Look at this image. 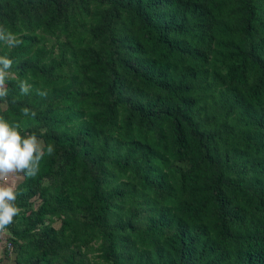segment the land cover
Masks as SVG:
<instances>
[{"label": "trees", "instance_id": "obj_1", "mask_svg": "<svg viewBox=\"0 0 264 264\" xmlns=\"http://www.w3.org/2000/svg\"><path fill=\"white\" fill-rule=\"evenodd\" d=\"M0 25V117L45 153L15 264H264V0H0Z\"/></svg>", "mask_w": 264, "mask_h": 264}, {"label": "clouds", "instance_id": "obj_2", "mask_svg": "<svg viewBox=\"0 0 264 264\" xmlns=\"http://www.w3.org/2000/svg\"><path fill=\"white\" fill-rule=\"evenodd\" d=\"M0 42L9 47L18 46L21 41L0 25ZM13 61L7 56H0V101H6L9 93L8 78ZM21 95H28L32 86L25 80L20 81ZM38 95L46 93L37 90ZM23 115L35 117L36 112L28 108L23 109ZM54 148L49 145L47 154L51 155ZM45 155L41 141L35 134H22L19 123H10L0 117V179L10 174H21L26 178H35L39 172L40 161ZM20 195L13 186H0V232L7 230L14 222V217L20 213L16 201Z\"/></svg>", "mask_w": 264, "mask_h": 264}, {"label": "rangeland", "instance_id": "obj_3", "mask_svg": "<svg viewBox=\"0 0 264 264\" xmlns=\"http://www.w3.org/2000/svg\"><path fill=\"white\" fill-rule=\"evenodd\" d=\"M0 107L1 108L5 107V103L4 102H0ZM38 139L41 141L40 138H38ZM41 144H42V142H41ZM22 178H23V175H21V174H10L7 178L0 179V186H9V185H11V186L14 187V185L18 181L22 180ZM36 200H37L36 197H32L30 199L29 202H30L31 207H34L35 206ZM14 221H15V218H14ZM51 225L54 226V227H57L58 226V221L57 220H54ZM8 228H7L6 231L0 232V262L2 261L3 254L6 252V251H4V245L7 242L6 235L9 233V229ZM11 253L13 255V252H11ZM5 259H6V261H7L8 264H15L14 263V260L11 259V258H5Z\"/></svg>", "mask_w": 264, "mask_h": 264}, {"label": "built area", "instance_id": "obj_4", "mask_svg": "<svg viewBox=\"0 0 264 264\" xmlns=\"http://www.w3.org/2000/svg\"><path fill=\"white\" fill-rule=\"evenodd\" d=\"M11 252H12L11 246H10L9 242H6V252H5V255H3V257H2V261L0 262V264H8L5 258H12L13 255Z\"/></svg>", "mask_w": 264, "mask_h": 264}]
</instances>
